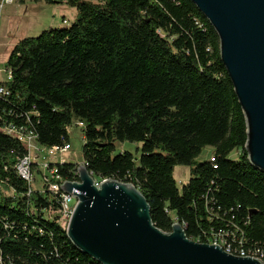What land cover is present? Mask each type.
Returning a JSON list of instances; mask_svg holds the SVG:
<instances>
[{"label":"trees","instance_id":"obj_1","mask_svg":"<svg viewBox=\"0 0 264 264\" xmlns=\"http://www.w3.org/2000/svg\"><path fill=\"white\" fill-rule=\"evenodd\" d=\"M46 1L69 3L77 17L13 47L11 78L0 81L10 92L0 94V126L27 125L53 146L70 141L69 128L83 121L84 164L97 177L139 188L159 228L170 232L177 218L200 242L226 230L244 247H259L264 261V172L248 159L245 115L219 37L197 6ZM126 141L141 144V154L118 151ZM207 147L214 159L200 161ZM26 154L0 131L1 264H102L73 245L57 218L30 211L31 203L52 202L38 190L27 193L15 167ZM56 165L62 177L75 178L78 163ZM182 165L191 177L180 187L174 171Z\"/></svg>","mask_w":264,"mask_h":264},{"label":"water","instance_id":"obj_2","mask_svg":"<svg viewBox=\"0 0 264 264\" xmlns=\"http://www.w3.org/2000/svg\"><path fill=\"white\" fill-rule=\"evenodd\" d=\"M216 31L220 56L247 124L252 166L264 172V0H191ZM61 189L78 199L66 233L73 245L102 264H264L187 236L181 222L165 232L134 184L114 178L99 186L86 164Z\"/></svg>","mask_w":264,"mask_h":264},{"label":"built area","instance_id":"obj_3","mask_svg":"<svg viewBox=\"0 0 264 264\" xmlns=\"http://www.w3.org/2000/svg\"><path fill=\"white\" fill-rule=\"evenodd\" d=\"M14 1L15 0H0V10L6 4H12ZM63 22L67 24L68 20L65 19ZM6 73L8 74V79H10L11 73L7 71V69ZM0 94L7 96L10 92L6 87L0 85ZM75 123L80 127V129L84 127L83 121L77 120ZM0 131L6 132L16 138L27 150V154L19 158L15 166L18 175L29 184V190L27 193L31 194L33 190H38L44 197L48 196L47 198L49 202H52L49 207H37L34 203H31L30 211L33 214L41 215L45 220L57 218V221L67 226L78 199L71 194L65 193L60 186L65 182V180H78V172L76 170V176L74 179H65L59 174L58 166L56 165V163L65 162V159L61 157V160L58 158V161H54L53 158L70 150L72 148L71 142L65 141L64 144L53 146L43 145L38 142L37 134L33 128L24 124H16L13 122L0 126ZM210 159L213 160L214 157L211 156ZM52 164L54 165L52 166ZM91 174L94 176L97 186H99L103 180L107 179L97 177L93 172H91ZM54 200L56 201L53 203ZM177 221L178 219L175 218V222ZM181 224L184 226L183 223ZM230 236L229 232L226 230H212L207 235V243H217L227 252L239 256H250L263 260V252L259 249V247H244L241 245L243 244V239H238V244L235 242L234 237L232 239ZM1 263L2 258L0 257V264Z\"/></svg>","mask_w":264,"mask_h":264},{"label":"rangeland","instance_id":"obj_4","mask_svg":"<svg viewBox=\"0 0 264 264\" xmlns=\"http://www.w3.org/2000/svg\"><path fill=\"white\" fill-rule=\"evenodd\" d=\"M98 1V0H94ZM76 7L67 2L49 3L46 0H15L12 4H6L0 10V81L7 80L6 65L13 47L26 37L38 36L42 31L51 28L67 26L63 21L68 20L69 24L77 17ZM70 142L72 148L54 161L63 157L66 162L83 164L82 148L84 136L78 125L73 124L69 128ZM141 144L132 142H120L117 144L118 151L130 150L136 156L141 154ZM213 147H207L199 157L200 161L211 157ZM235 157V154L232 155ZM175 177L181 187L186 184L191 175L187 166H177L174 171Z\"/></svg>","mask_w":264,"mask_h":264}]
</instances>
